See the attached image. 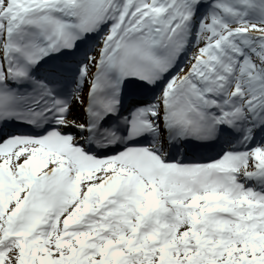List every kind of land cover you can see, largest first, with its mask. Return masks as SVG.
<instances>
[{
  "label": "snow or ice",
  "instance_id": "1",
  "mask_svg": "<svg viewBox=\"0 0 264 264\" xmlns=\"http://www.w3.org/2000/svg\"><path fill=\"white\" fill-rule=\"evenodd\" d=\"M0 264H264V0H0Z\"/></svg>",
  "mask_w": 264,
  "mask_h": 264
}]
</instances>
